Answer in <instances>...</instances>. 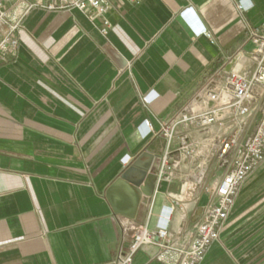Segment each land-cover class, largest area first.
<instances>
[{
  "label": "crops",
  "instance_id": "1",
  "mask_svg": "<svg viewBox=\"0 0 264 264\" xmlns=\"http://www.w3.org/2000/svg\"><path fill=\"white\" fill-rule=\"evenodd\" d=\"M243 5L124 1L108 13L106 35L78 10L27 16L18 49L0 64V264H112L134 228H154L173 200L169 229L180 244L190 240L210 199L205 187L220 178L209 171L197 183L193 167L222 130L179 127L198 143L197 157L158 181L161 124L251 49L264 0ZM143 153L153 159L141 186L154 173L153 195L130 217L135 193L117 181ZM156 252L145 246L130 264H164ZM200 264H264V160Z\"/></svg>",
  "mask_w": 264,
  "mask_h": 264
},
{
  "label": "built area",
  "instance_id": "2",
  "mask_svg": "<svg viewBox=\"0 0 264 264\" xmlns=\"http://www.w3.org/2000/svg\"><path fill=\"white\" fill-rule=\"evenodd\" d=\"M139 5L143 0H0V64L6 63L19 46L18 34L27 16L36 9L46 11L78 10L94 23L99 19L101 34L110 27L108 13L121 2ZM240 9H248L238 0ZM210 37V33L201 29ZM251 49L231 62L215 81L199 92L172 120L161 124L165 150L160 157L157 180L167 179L185 159H196L198 143L179 127H194L210 135L209 151L199 156L193 179L205 181L210 167L220 176L215 187H205L210 199L201 219L194 225L189 241L180 244L169 229L170 216L179 206L173 200L167 216L154 228L147 224L134 228L126 250L112 264H130L143 247H156V259L164 264H200L211 244L218 239L242 183L264 160V26L248 32ZM174 146V147H173Z\"/></svg>",
  "mask_w": 264,
  "mask_h": 264
},
{
  "label": "water",
  "instance_id": "3",
  "mask_svg": "<svg viewBox=\"0 0 264 264\" xmlns=\"http://www.w3.org/2000/svg\"><path fill=\"white\" fill-rule=\"evenodd\" d=\"M145 157H148L149 161L143 164L142 161ZM152 159L153 156L151 154L143 153L140 157L137 158L133 166L126 169V171L122 173L121 177L117 181L118 184H123L122 181L130 183V186H132V189L135 193L132 209L129 211V213H127V215L130 217L135 216V212L137 210L142 195H145L146 197H151L153 195V188L156 180V175L154 173H149L144 185L141 186V182H143L145 175H147V172L151 167ZM154 172H157V167L154 169Z\"/></svg>",
  "mask_w": 264,
  "mask_h": 264
},
{
  "label": "rangeland",
  "instance_id": "4",
  "mask_svg": "<svg viewBox=\"0 0 264 264\" xmlns=\"http://www.w3.org/2000/svg\"><path fill=\"white\" fill-rule=\"evenodd\" d=\"M210 173L212 174V175H214V174H216L217 172H215V169H214V167H211V169H210Z\"/></svg>",
  "mask_w": 264,
  "mask_h": 264
}]
</instances>
